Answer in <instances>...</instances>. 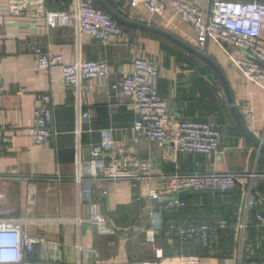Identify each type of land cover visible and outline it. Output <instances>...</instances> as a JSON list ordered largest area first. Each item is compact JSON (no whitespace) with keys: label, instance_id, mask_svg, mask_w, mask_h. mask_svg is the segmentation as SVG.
Wrapping results in <instances>:
<instances>
[{"label":"crops","instance_id":"0c3cea01","mask_svg":"<svg viewBox=\"0 0 264 264\" xmlns=\"http://www.w3.org/2000/svg\"><path fill=\"white\" fill-rule=\"evenodd\" d=\"M106 1L124 17L167 29L199 48L194 29L172 7L164 15H152L143 6L132 7L131 0ZM7 2L0 0V11ZM192 2L208 7L206 0ZM71 4L72 0H48L47 5L66 10ZM18 21L0 24V74L5 86L0 108V205L22 220L27 234L42 236L23 264H143L155 258L157 248L166 256L198 255L201 264H264V226L256 219L259 197H264V152L234 121L225 89L211 66L168 40L139 30L103 43L79 33L74 25L52 29L41 22L32 28L30 19ZM261 36L264 42V27ZM36 49L61 54L66 62L107 60L111 74L73 87L64 81L60 67L38 69ZM230 50L209 40L204 53L220 66L238 110L251 100L253 117H242L260 138L264 88L244 77L229 58ZM138 56L158 63L156 86L170 112L213 122L220 129L221 147L215 153H182L152 139H134L131 127L137 112L113 84L122 82ZM44 94L54 110L53 134L37 145L29 129ZM82 112L90 116L78 126ZM105 137L114 141L119 169L126 176L89 175L92 147ZM175 171L231 173L238 181L227 195L182 199L185 206L169 210L168 201L159 200L174 196L166 183ZM81 173L79 182L76 177ZM151 189L161 197L152 199ZM94 205L112 225L105 220L107 231L91 220ZM154 223L160 225L159 231L149 242L147 231ZM189 223L210 227L213 237L207 246L197 238H179L175 228Z\"/></svg>","mask_w":264,"mask_h":264},{"label":"built area","instance_id":"2783aa9c","mask_svg":"<svg viewBox=\"0 0 264 264\" xmlns=\"http://www.w3.org/2000/svg\"><path fill=\"white\" fill-rule=\"evenodd\" d=\"M204 8L192 0H131L132 7L143 6L152 15H164L172 7L176 15L196 33L197 45L204 49L209 40L220 47L231 49L229 58L238 67L244 77L264 88V0H206ZM48 0H8L0 11V24L18 22L20 18H28L30 26L35 28L45 23L52 29L60 27H77L79 33H86L95 40L108 43L113 37L125 35L124 28L108 12L96 6L92 0H72L69 9L52 10ZM38 69L51 70L60 67L64 81L73 87L84 85L87 80H104L111 74V65L107 60H89L66 62L61 54H53L36 49ZM160 68L158 63L143 56L136 57L131 70L122 82L113 84L129 99L130 106L137 112V118L131 127L135 140L145 137L157 141L163 146H172L182 153L212 154L221 147V131L215 123L190 118L178 117L169 111L168 102L156 86ZM92 89V86H88ZM5 86L0 74V108L4 105ZM49 95H42L40 103L34 109L33 123L29 136L37 145L45 143L53 134L54 110L49 104ZM78 103V100L76 101ZM241 115L251 119L254 107L247 99L240 104ZM88 112H82L77 119L80 126L89 118ZM77 129V134H80ZM264 143V133L260 136ZM93 168L89 175H104L113 179L126 176L119 169L118 157L114 151V141L105 137L95 144L91 150ZM128 160L126 155L123 157ZM123 159V160H124ZM142 169L147 171V165ZM147 173V172H145ZM84 175L76 178L80 182ZM237 176L231 173H182L175 171L168 177L166 186L177 196L181 191H232L237 185ZM152 199L161 197L156 189L149 191ZM261 211L256 214L259 225L264 226V197H259ZM182 199L168 201L167 208L183 207ZM91 220L101 231H107L105 218L99 208L94 205ZM22 220L10 215L0 205V264H23L26 256L33 254L42 236L32 237L23 229ZM147 231L149 242H154L159 224ZM174 228V227H172ZM181 240L197 238L207 246L213 232L206 224H185L177 228ZM143 264H201L198 255L166 256L160 248L156 256Z\"/></svg>","mask_w":264,"mask_h":264},{"label":"water","instance_id":"95a60500","mask_svg":"<svg viewBox=\"0 0 264 264\" xmlns=\"http://www.w3.org/2000/svg\"><path fill=\"white\" fill-rule=\"evenodd\" d=\"M93 1L95 3H97L101 8H103L106 12H108L120 24L127 26V27L135 28L137 30L148 31L151 33H155V34H159L161 36H164L165 38L176 43L177 45H179L183 49L189 51L191 54L199 57L200 59H202L206 63H208L217 72V74L219 75V77H220V79L224 85V89H225V92L227 94L228 101H229L232 113H233V115L237 121V124L239 125V127L241 128L243 133L249 139H251L258 146V148L260 150H262L264 152V143L261 142V139L257 135H255L253 133V131L246 124L245 120L243 119L242 115L240 114V111L238 110V108L235 104L231 89H230L229 84L225 78V75L223 74L220 66L213 59H211L208 55H206L203 51H201L197 47L193 46L192 44L188 43L187 41L178 37L177 35L173 34L172 32H170L167 29H164V28H161L158 26H154V25H150L147 23H141V22L130 20V19L124 17L122 14H120L117 10H115L106 0H93ZM229 193H230L229 191H216L213 193L211 191L193 192L192 190H185V191H181L177 196H167V197L160 199L159 201H161V202L172 201V200H175L177 198L178 199H187V198L194 197V196H204V195H212V194L227 195ZM157 208H158V206L156 207V209ZM105 220L107 221V226H112L111 224H109L107 218H105Z\"/></svg>","mask_w":264,"mask_h":264},{"label":"trees","instance_id":"16d2710c","mask_svg":"<svg viewBox=\"0 0 264 264\" xmlns=\"http://www.w3.org/2000/svg\"><path fill=\"white\" fill-rule=\"evenodd\" d=\"M95 5H96V4H95ZM119 24H120V23H119ZM120 25L124 28V30H125L126 33H127V31H131V30L134 31V30H137V29H135V28L127 27V26H124V25H122V24H120ZM139 31H141V32H143V33H147V34L149 33V34L157 35V36H159V37H161V38H164V39L168 40L169 42L175 44L177 47L182 48V47H180L179 45H177L176 43L170 41L169 39H167V38H165L164 36H161V35H159V34L151 33V32H148V31H143V30H139ZM205 48H206V47H205ZM205 48H204V49H200V48H198V49H200V50H202L203 52H205ZM198 59H199V58H198ZM200 60H201V62H202L203 65H205V66H209V67H210V65H209L208 63H206L204 60H202V59H200ZM210 68H211V67H210ZM216 75H217V81H218L219 86L224 90V85H223V83H222L220 77L218 76V74H216ZM233 119H234V121L237 123V121H236L234 115H233ZM185 201H188V199H185Z\"/></svg>","mask_w":264,"mask_h":264},{"label":"rangeland","instance_id":"374dc122","mask_svg":"<svg viewBox=\"0 0 264 264\" xmlns=\"http://www.w3.org/2000/svg\"><path fill=\"white\" fill-rule=\"evenodd\" d=\"M183 39V38H182Z\"/></svg>","mask_w":264,"mask_h":264}]
</instances>
